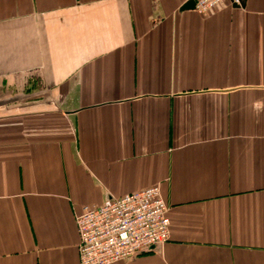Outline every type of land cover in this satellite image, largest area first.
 <instances>
[{
	"label": "crops",
	"instance_id": "obj_1",
	"mask_svg": "<svg viewBox=\"0 0 264 264\" xmlns=\"http://www.w3.org/2000/svg\"><path fill=\"white\" fill-rule=\"evenodd\" d=\"M185 3L0 0V264L155 185L169 239L112 264H264V0Z\"/></svg>",
	"mask_w": 264,
	"mask_h": 264
},
{
	"label": "built area",
	"instance_id": "obj_2",
	"mask_svg": "<svg viewBox=\"0 0 264 264\" xmlns=\"http://www.w3.org/2000/svg\"><path fill=\"white\" fill-rule=\"evenodd\" d=\"M193 1L196 12L205 15L226 0ZM168 209L156 185L85 206L76 216L80 264H112L162 246L170 236Z\"/></svg>",
	"mask_w": 264,
	"mask_h": 264
},
{
	"label": "water",
	"instance_id": "obj_3",
	"mask_svg": "<svg viewBox=\"0 0 264 264\" xmlns=\"http://www.w3.org/2000/svg\"><path fill=\"white\" fill-rule=\"evenodd\" d=\"M183 8H195L194 1L193 0L186 1ZM153 248H155V246H150L149 248L145 249L144 251H149V250H152Z\"/></svg>",
	"mask_w": 264,
	"mask_h": 264
}]
</instances>
